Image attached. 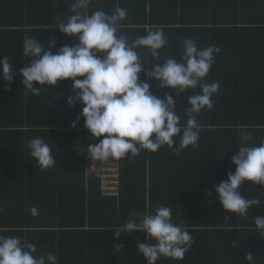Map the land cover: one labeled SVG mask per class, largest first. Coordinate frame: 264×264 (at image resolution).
Instances as JSON below:
<instances>
[{
    "label": "trees",
    "instance_id": "trees-1",
    "mask_svg": "<svg viewBox=\"0 0 264 264\" xmlns=\"http://www.w3.org/2000/svg\"><path fill=\"white\" fill-rule=\"evenodd\" d=\"M73 2L0 0V58L10 57L16 74L10 91L0 76V234L26 238L37 246V254H56L59 264H147L138 250L145 234L117 238L113 227L123 226L133 211L164 205L193 242L183 260L161 257L157 264H248L249 252L255 255L254 264H264V236L256 232L253 220L264 215V198L241 217L224 210L214 193L235 172L231 157L238 151L240 132L250 133L252 144L264 142V0H93L89 5V12L127 9L120 33L129 41L162 28L169 44L161 50V62L180 59L184 38L221 50L206 80L219 81L220 88L212 98L214 107L198 117L199 147L177 154L165 145L157 153L119 160L116 195L103 193L101 178L87 174V161L74 149L79 137L89 144L99 141L84 127L82 116L72 127L83 107L68 103L75 95L72 80L51 88L36 83L39 97L23 94L19 72L31 63L22 55L24 38L46 46L55 41L49 48L54 53L78 44L57 26L72 14ZM137 51L145 69L160 63L146 48ZM140 79L157 96L171 91L144 74ZM195 92L175 98L181 125L186 124L188 97ZM33 137L50 146L57 167L42 171L28 154L25 145ZM239 191L255 198L264 186L245 181Z\"/></svg>",
    "mask_w": 264,
    "mask_h": 264
},
{
    "label": "clouds",
    "instance_id": "clouds-1",
    "mask_svg": "<svg viewBox=\"0 0 264 264\" xmlns=\"http://www.w3.org/2000/svg\"><path fill=\"white\" fill-rule=\"evenodd\" d=\"M92 2L74 0L70 5L72 14L66 22L57 24L63 34L78 39L75 46L64 45L54 53L49 48L55 47V41L46 46L30 36L24 38L22 55L31 58V63L19 72L26 89L23 94L39 97L41 89L35 87L36 83L51 88L58 81L72 80L75 95L69 96L68 103L83 105L72 127L82 116L84 127L98 139L87 149L93 161L133 160L146 152L157 153L165 145L177 154L189 147L198 148L201 131L198 117L202 110L214 107L212 98L220 88L219 81L206 82L220 48L215 45L201 48L195 40L184 38L180 59L170 57L161 62V50L169 44L162 28L129 41L128 36L120 33L127 9L117 6L111 14L103 10L89 12ZM140 48H146L152 59L160 63L145 69L137 51ZM141 74L158 81L161 89L171 91L155 95L151 85L140 79ZM0 76L6 82L5 91H10L16 74L6 55L0 58ZM196 89L200 91L195 92ZM188 90L195 94L188 97L187 120L181 125L175 98ZM240 136L238 151L231 157L235 172L230 171L228 179L216 186L214 193L224 210L246 217L249 209L261 203L264 192L249 198L241 195L239 189L245 181L264 186V142L250 143L252 136L246 130ZM25 146L42 171L57 167L43 138L33 137ZM253 220L256 232L264 236V215ZM113 228L117 238L122 233L145 234L146 242L139 243L138 250L147 264H157L161 257L183 260L193 242L187 229L173 222L172 209L164 205L143 213L133 211L123 226ZM233 247L241 245L234 243ZM37 252V246L26 238L0 234V264H59L53 252ZM254 257L249 252L245 259L254 264Z\"/></svg>",
    "mask_w": 264,
    "mask_h": 264
},
{
    "label": "built area",
    "instance_id": "built-area-1",
    "mask_svg": "<svg viewBox=\"0 0 264 264\" xmlns=\"http://www.w3.org/2000/svg\"><path fill=\"white\" fill-rule=\"evenodd\" d=\"M89 145V142L83 137H79L74 143V149L77 154L84 157L87 161V174L101 178V185L104 194L116 195L119 189V160H112L107 163L93 161L87 152Z\"/></svg>",
    "mask_w": 264,
    "mask_h": 264
},
{
    "label": "water",
    "instance_id": "water-1",
    "mask_svg": "<svg viewBox=\"0 0 264 264\" xmlns=\"http://www.w3.org/2000/svg\"><path fill=\"white\" fill-rule=\"evenodd\" d=\"M33 214L37 215V210L36 209H33Z\"/></svg>",
    "mask_w": 264,
    "mask_h": 264
}]
</instances>
